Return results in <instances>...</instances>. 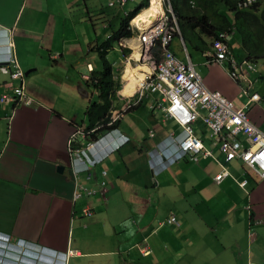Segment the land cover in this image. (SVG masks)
Segmentation results:
<instances>
[{
    "label": "crops",
    "instance_id": "crops-1",
    "mask_svg": "<svg viewBox=\"0 0 264 264\" xmlns=\"http://www.w3.org/2000/svg\"><path fill=\"white\" fill-rule=\"evenodd\" d=\"M105 2L0 0V56L8 40L15 56L9 68L22 71L19 79L0 72V98L13 93L12 87L23 93L21 100H0V233L26 244L30 264H52L54 254H64L58 257L61 264H264V178L257 180L235 159L225 163L228 175L216 183L223 155L200 118L193 124L195 134L215 159L199 156L196 162L180 159L162 166L155 149L180 128L151 107L159 94L123 110L133 93L117 92L112 115L118 113L116 127L129 141L81 176L94 190L105 182L106 202L99 192L87 198L94 208L89 217L81 213L84 201L73 202L68 140L79 126L87 127L86 109L97 99L90 75L102 67L96 48L113 24ZM233 35L227 40L240 63L245 55ZM174 39L170 49L185 60ZM123 40L113 46L122 74L116 76L111 66L113 77L122 81L131 58L123 54ZM208 46L194 47L201 53L190 56L194 69L209 89L236 107L244 104L247 97L226 67L206 63ZM253 64L256 71L244 72L257 78L249 90L260 99L250 102L248 113L264 132V58ZM170 216L179 224H167Z\"/></svg>",
    "mask_w": 264,
    "mask_h": 264
},
{
    "label": "built area",
    "instance_id": "built-area-1",
    "mask_svg": "<svg viewBox=\"0 0 264 264\" xmlns=\"http://www.w3.org/2000/svg\"><path fill=\"white\" fill-rule=\"evenodd\" d=\"M163 1L165 5L157 21L150 20L147 27L143 22V28L141 24L132 26L140 32L138 43L142 61L150 63L153 67L150 74L138 84L135 103L140 101L147 92L158 91L161 93L162 101L167 103L161 107L164 117L175 119L183 126L184 134L175 142V152L171 161L183 157L196 161L199 155L212 156L215 159L212 151L203 147L200 138L194 135L192 127L188 125L196 118V106H200L206 110V115L202 118L210 129V137L223 155V163L235 158L240 159L246 170H252L258 178H264V133L251 122L245 106L236 107L233 101L217 91L208 89L194 70L191 61L188 59L184 62L170 51L168 45L178 28L169 0ZM236 1L239 6L248 7L256 0ZM116 2L122 5L126 0H116ZM112 4L114 2L110 1L109 5ZM155 47L160 57L159 61L153 53ZM12 48V43L8 41L6 51L0 58V72L8 74L11 79H19L22 71L9 68L10 64L15 63ZM208 56L213 61L228 59L231 78L244 85L241 88L244 95L250 94L249 87L252 85V80L246 77L244 68H247V71L253 69L251 63L237 62L228 45L222 41L214 44V52L209 53ZM11 89L13 93L1 95L2 102H14L18 98L21 100L20 97L23 95L21 87ZM257 98L258 94L252 93L249 100ZM92 145L88 144L87 148ZM218 163L221 167L224 166L220 161ZM226 174L227 172L223 169L214 176V181L220 182ZM245 183L244 180L240 182V185L244 186ZM166 223L179 224L174 216L168 217Z\"/></svg>",
    "mask_w": 264,
    "mask_h": 264
},
{
    "label": "trees",
    "instance_id": "trees-1",
    "mask_svg": "<svg viewBox=\"0 0 264 264\" xmlns=\"http://www.w3.org/2000/svg\"><path fill=\"white\" fill-rule=\"evenodd\" d=\"M170 1L186 47L190 44L199 48L200 44H205L201 37L203 35L210 39L223 40L219 37L221 32H232L233 36L241 41L244 59L257 62L264 58V6L258 8L264 0H259L257 4L248 9L237 7L235 0ZM147 5L148 0H142L126 16H122L117 28L111 29V35L107 40L97 45L96 51L101 59L102 67L100 70L91 71L90 75V85L97 90V99L93 100L86 109L87 127L85 130L95 129V132L91 134L92 139L117 125V121L110 125L108 123L112 111L116 109L117 91L122 83L119 77H113L112 63L106 57L108 51L120 39L134 35L129 28V20ZM228 11L232 12V15H228ZM122 51L126 55L130 49L123 48ZM153 52L157 53V50L154 49Z\"/></svg>",
    "mask_w": 264,
    "mask_h": 264
},
{
    "label": "clouds",
    "instance_id": "clouds-1",
    "mask_svg": "<svg viewBox=\"0 0 264 264\" xmlns=\"http://www.w3.org/2000/svg\"><path fill=\"white\" fill-rule=\"evenodd\" d=\"M110 1H112V2H114V4H112V5H109V2ZM109 2H108V7H111V8H113V7H120V8H122L129 0H126V2L125 3H123L122 5H120L119 3H117L116 2V0H110ZM159 1V5H160V7H159V12L158 13H155V16H154V18L153 19H151V21H153V22H155V21H157L158 20V18L160 17V15H161V12H162V10H163V6L165 5V2L163 1V0H158ZM259 0H256L253 4H251L250 6H248V7H242V6H239L238 4H237V1L235 0V2H236V6L237 7H239V8H243V9H248V8H252V6H254L255 4H257V2H258ZM142 2V1H141ZM140 2V3H141ZM169 2H170V4H171V1L169 0ZM139 3V4H140ZM150 3H151V0H148V5L146 6V7H143V8H141L140 9V11L142 10V9H144V8H148L149 6H150ZM138 4V5H139ZM261 5V4H260ZM137 6V5H136ZM135 6V7H136ZM191 6H193V3L191 2ZM171 7H172V4H171ZM260 6H258V8H259ZM134 9V8H133ZM132 10V9H131ZM139 11V12H140ZM172 11H173V8H172ZM128 12H129V10L128 11H123V15L122 16H126L127 14H128ZM138 12V13H139ZM138 13H136V15L138 14ZM173 14H174V18H175V21H176V25H177V28H178V31L174 34V36H173V38H172V40L174 39V38H180V40L182 41V44H183V49H182V51H183V53H184V56H185V60H183V59H181V58H179L171 49H170V43L172 42V40H171V42L169 43V45H168V48L170 49V51H172L173 52V54L177 57V58H179L180 60H182V61H184V62H186L188 59L190 60V54L188 53V51H187V47H186V44H185V41H184V39H183V37H182V35H181V32H180V29H179V26H178V22H177V18H176V16H175V13H174V11H173ZM135 15V16H136ZM121 16V17H122ZM134 16V17H135ZM120 17V18H121ZM133 17V18H134ZM133 18L132 19H130L129 20V23H128V25H129V28L132 30V32L134 33V35L132 36V37H130V38H122V39H124L123 40V42H124V45L126 46V47H129V48H131L132 50H134L133 48H132V46H133V44H135L136 45V47H137V49H138V52H139V43H138V34H140V32H139V30L137 29H133V27L132 26H134L135 27V25L136 24H138V23H132V20H133ZM145 22V21H144ZM148 22H150V20H148V21H146L144 24H145V27H147L148 26ZM143 22H141L140 24H141V27L142 26H144V24H142ZM140 24H138V25H140ZM143 28V27H142ZM231 33V32H230ZM221 35H224L223 37L221 36ZM229 35V32H221L220 34H219V37L220 38H223V40H221V39H219V38H214V39H210V38H208V37H205L204 35L203 36H201L202 37V39H204V41L206 42V43H208L209 44V48H208V50L206 51V52H204V55H205V57H206V63L207 64H212V63H218V64H222V65H224L225 67H226V69H227V73H228V75H229V77L231 78V76H230V74H229V61H228V59H222V60H219V61H213L212 60V58H210L208 55H209V53H213L214 52V44L217 42V41H222V42H224V43H226L227 45H228V47H229V49H230V52H231V54H232V56H233V58L235 59V60H238L237 59V57L234 55V53L232 52V50H231V48H230V46H229V44H228V40H227V36ZM110 35H108V37H109ZM107 37V38H108ZM121 40V39H120ZM119 40V41H120ZM7 44H8V40H7ZM7 44H6V46H7ZM129 48H127V49H129ZM154 49H156L157 50V48L155 47ZM153 49V50H154ZM131 52V51H130ZM130 52L128 53V54H124L125 56H128L129 54H130ZM133 53V52H132ZM132 53L130 54L131 55V58H130V61L132 60V62L133 63H135V64H137V63H141V62H143L142 61V59H141V55H140V58H138V60L136 61V60H134L133 58H132ZM154 53V52H153ZM139 54H140V52H139ZM155 55H156V60H157V57H158V60L157 61H159V56H158V52L157 53H154ZM4 55V54H3ZM3 55H1L0 56V58H2L3 57ZM191 61V60H190ZM243 61H247V62H249V63H251L252 65H253V69H250V70H248V73H251V72H254V71H256V67L254 66V64L253 63H255V62H252V61H250V60H248V59H244ZM128 63V62H127ZM144 64H146L148 67H149V71L148 72H146V74H145V76L146 75H148V74H150V72L152 71V66L150 65V63H146V62H143ZM191 63H192V61H191ZM193 64V63H192ZM195 70V69H194ZM196 71V70H195ZM198 74V73H197ZM199 75V74H198ZM200 76V75H199ZM201 77V76H200ZM145 78V77H144ZM250 78V77H249ZM120 79V82L122 83V86H121V88L119 89V90H121L122 88H123V86H124V79H123V81H121V78H119ZM201 79H202V77H201ZM232 80H234L233 78H231ZM251 79V78H250ZM257 78H254V79H251L252 80V84H253V82L256 80ZM203 80V79H202ZM235 82H237L236 80H234ZM257 81V80H256ZM203 83H204V81H203ZM238 84H239V86H240V95H244L243 93H242V90H241V88H242V85H241V83H239V82H237ZM139 84V83H138ZM138 84H137V86H138ZM204 85H205V83H204ZM137 86H136V89L133 91V98L132 97H129L130 98V100H129V102L126 104V106L123 108V110H129V109H131V108H134V107H136V106H138L141 102H142V100H143V98H146L149 94H159L160 95V98H159V100H157L155 103L154 102H152L153 104H154V106L153 105H151V107H154L155 109L157 108V109H162L161 107L163 106V105H166L167 103H165V102H163L162 101V96H161V93L160 92H158V91H155V92H147L146 93V95H144L143 96V98L142 99H140V101L138 100V102L137 103H135L136 101H137V93H136V90H137ZM206 86V85H205ZM207 87V86H206ZM208 88V87H207ZM250 88V87H249ZM209 89V88H208ZM118 90V91H119ZM211 90V89H210ZM117 91V92H118ZM211 91H216V90H211ZM217 92H219V91H217ZM220 93V92H219ZM249 93L250 94H247V95H244L245 97H247V100H246V102L244 103V104H241L240 106H245V109H246V111H247V114H248V116H249V113H248V105L250 104V102H256V101H258L259 99H260V95H259V93L258 92H251L250 90H249ZM252 93H256V94H258V98L257 99H254V100H249V97H250V95L252 94ZM221 94V93H220ZM222 96H224L223 94H221ZM224 97H226V96H224ZM132 98V99H131ZM227 98V97H226ZM228 99V98H227ZM230 100V99H229ZM119 113H121V112H119ZM204 115H206V110H205V108H201L200 106H196V118L191 122V123H188V125L189 126H191L192 127V129H193V133H194V135H196L195 134V131H194V127H193V124H194V122H196V120L198 119V118H200V120L202 121V123H203V125L209 130V135H210V129H209V127L207 126V124L203 121V118H202V116H204ZM117 118H118V113H116L115 115H112L111 114V117H110V121H109V125L110 124H112L113 122H115V121H117ZM250 118V117H249ZM169 119H171V120H173L177 125H178V127L180 128V131H179V133L178 134H176V135H172V136H170V137H168V139H167V143H166V145H164V146H161L160 148H158V149H155V155L160 159V163L162 164V166H165L167 163H169V162H174V161H171V157L174 155V150H175V142L177 141V139L181 136V135H183L184 134V130H183V126L182 125H180L175 119H172V118H169ZM251 120V119H250ZM251 122H253L252 120H251ZM253 124H255V123H253ZM256 125V124H255ZM257 126V125H256ZM80 128H77V129H75V131L73 132V134H71V136H70V138H69V140H68V149H69V154H70V170H71V176H72V178H73V180H74V186H75V189H74V191H73V193H72V200H73V202H76V201H78V200H82V201H84L85 202V204L82 206V208H81V213H82V215L83 216H85V217H89V216H91V215H93L94 214V208L90 205V204H88L87 203V201H86V199L87 198H89V197H91L92 195H94L95 193H97V192H99V194H100V196H101V198H102V201L105 203L106 202V197H105V192H103V190H104V186H105V182H102L101 183V189L100 190H94V189H91L90 187H88L87 185H85V184H83V182H82V178H81V176H82V174L84 173V172H89V170L92 168V167H94L97 163H99L101 160H102V158L106 155V154H108V153H110V152H112L113 150H116V149H118L120 146H122V145H124L125 143H127L128 141H129V138H127L123 133H121L120 132V130L117 128V127H112V128H110V129H107L105 132H103L101 135H99L98 137H96V138H93L92 139V133L93 132H95V129H91V130H85V128H83L82 126H79ZM259 129V128H258ZM260 130V129H259ZM79 131V132H78ZM261 131V130H260ZM262 132V131H261ZM264 133V132H263ZM197 136V135H196ZM198 137V136H197ZM199 138V137H198ZM210 139L212 140V142H213V138H211L210 137ZM200 141H201V143H202V145H203V147L205 148V149H208L205 145H204V143H203V141L200 139ZM169 143H171V144H169ZM88 144H93L90 148H87V146H88ZM213 144H215L214 142H213ZM217 147H218V145L217 144H215ZM209 151H211L210 149H208ZM218 151H219V148H218ZM220 152V151H219ZM213 154V153H212ZM199 156H203V155H199ZM198 156V157H199ZM180 159H188V160H190V161H193V160H191V159H189V158H187V157H183V158H180ZM180 159H177V160H180ZM235 159H237V158H235ZM235 159H232V160H235ZM177 160H175V161H177ZM198 160V159H197ZM196 160V161H197ZM232 160H230V161H232ZM240 160V159H239ZM196 161H193V162H196ZM230 161H227V162H230ZM241 161V160H240ZM226 162V163H227ZM242 162V161H241ZM243 163V162H242ZM223 165H225V162L223 163ZM224 167V166H223ZM223 167H221L222 168V170L224 169L225 170V168H223ZM243 167H244V165H243ZM244 169H245V171L246 172H253L252 170H246V168L244 167ZM221 170V171H222ZM220 171V172H221ZM226 171V170H225ZM227 172V171H226ZM102 173H106L105 171H102ZM228 175V173L226 174V176ZM256 175V174H255ZM256 178H257V180H261V179H263V178H258L257 177V175H256ZM244 181V180H243ZM246 181V180H245ZM242 182V181H241ZM247 182V181H246ZM216 183H218V182H216ZM240 184V183H239ZM246 184V183H245ZM245 186V185H244ZM243 187V186H242ZM165 222H166V220H165ZM168 224V223H167ZM33 248H34V250H35V252H37V251H39V248H37L36 246H33ZM29 252V249H28V247L26 246V244H24L23 243V245L22 244H20V242L19 243H13V242H11V240H10V238L7 236V234H3V233H0V264H30V262H28L29 261V257H27L26 256V254ZM59 255L62 257L64 254H54V256H55V261L52 263V264H61L60 262H59V259H58V257H59ZM33 263L34 264H39L38 262H35V261H33Z\"/></svg>",
    "mask_w": 264,
    "mask_h": 264
},
{
    "label": "rangeland",
    "instance_id": "rangeland-1",
    "mask_svg": "<svg viewBox=\"0 0 264 264\" xmlns=\"http://www.w3.org/2000/svg\"><path fill=\"white\" fill-rule=\"evenodd\" d=\"M141 1L142 0H129L128 3L124 6L125 8H123V9H121L120 7L110 8V7H108V2H105V3H107V7H104V9H105L104 12H105V14H107V19L109 21H113V24L110 27H108V32H110L111 29H116L117 28L119 20H120V17L123 15V11L133 9ZM102 4L104 5L103 2L99 3L98 5H102ZM94 7L95 6H92V9ZM117 9L120 10L119 11L120 12L119 15L117 14L118 13ZM229 14L232 15V12L228 11V15ZM174 41L178 42L181 45V49H183V44H182V41L180 40V38H178V40L175 38ZM114 47H117V44ZM123 48H129V47H126L125 45H123ZM129 49L131 51L130 52V54H131L134 50H132L131 48H129ZM187 50H188V52H189V54H190V56L192 58H195V54H197L198 56L201 55V53L198 52V51H195V48L192 45H190V44H187ZM129 55L127 57H129ZM119 56H120V53L118 51H113V48L108 51V54L106 56L107 59L112 63L113 72H116V76L120 75V73L122 74L121 69L118 70ZM132 56H133V53H132ZM126 62H128L130 65L132 64L131 66H134V68L137 69L136 64L133 63L132 60L131 61L127 60ZM126 62H125V64H126ZM141 64H144V63L141 62ZM137 70L139 71L140 69H137ZM124 72H125V69L123 71V75H124ZM121 81H122V77H121ZM244 100H245V98L241 99L242 102Z\"/></svg>",
    "mask_w": 264,
    "mask_h": 264
},
{
    "label": "bare ground",
    "instance_id": "bare-ground-1",
    "mask_svg": "<svg viewBox=\"0 0 264 264\" xmlns=\"http://www.w3.org/2000/svg\"><path fill=\"white\" fill-rule=\"evenodd\" d=\"M152 1H153L152 8H150L149 10H144V12H142L137 19L132 20V23L140 24L141 22H144V21L146 22L154 18L155 13L159 12L160 5H159L158 0H152ZM132 48L134 49L132 58L137 61L138 58H140V54L135 44H133ZM131 65L127 64L126 69H125V74L123 76L125 83H124L123 89L120 90L122 95L132 94L133 91L136 89L137 84L140 83L144 79L146 72L149 71V67L147 68L145 64H141V63L136 64V67H138L140 70H142L141 67H143L144 70L142 72L140 70L137 71L134 68V66H131Z\"/></svg>",
    "mask_w": 264,
    "mask_h": 264
}]
</instances>
